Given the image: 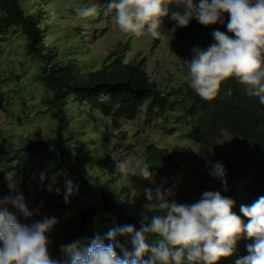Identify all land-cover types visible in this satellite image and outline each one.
I'll list each match as a JSON object with an SVG mask.
<instances>
[{
  "label": "trees",
  "instance_id": "1",
  "mask_svg": "<svg viewBox=\"0 0 264 264\" xmlns=\"http://www.w3.org/2000/svg\"><path fill=\"white\" fill-rule=\"evenodd\" d=\"M194 3H199V0H194ZM170 10H176L175 6L170 5ZM43 15L40 9L36 13L27 11L24 0H0V34L5 37L18 31L17 35H22L23 55L34 57L39 64L35 78L43 85L41 101L46 105L44 111L55 120V136L47 135L30 145L36 143L37 149L43 148L61 162L66 159L76 162L77 158L81 171L94 178V175H98L78 160L79 157L88 158L86 152L75 157L78 148L63 142L70 133L68 123L71 112L67 109L70 99L92 104L101 113L110 114V119L133 120L138 112H142L148 121L153 116L172 111L177 121L183 118L181 122L186 127L173 130L171 125L169 131L183 133L182 143L186 139L194 141L196 152L184 151L182 144L173 148L153 142L146 144L143 147V160L147 159L145 163L150 166L149 171L153 174L151 180H146L148 186L161 187L167 200L178 203H194L204 191H220L222 195L236 201L233 210L241 216L240 205H249L264 196V105L259 103L258 98L249 95L243 85L234 78L227 79L221 83L217 96L211 101L199 98L189 86L161 90L147 73L143 56L124 60L115 51L111 52L112 56L102 59L98 67L82 70L76 59L64 60L62 56L55 58L53 45H49L52 35L45 33ZM223 19V24L204 26L192 18L187 27H176V21L166 17L160 29L161 37H167L168 48L173 54L185 55L187 61H190L193 48L206 49L215 42L211 35L214 30L227 33V14ZM173 28L175 32H171ZM161 37L152 38L153 43H157ZM3 97L4 91H0V102ZM85 123L88 124L87 121ZM125 129L121 134L125 135ZM129 130V133L133 132L132 128ZM220 134L227 136L229 143L226 148L217 145ZM217 162L223 164L226 172V191L221 179L211 174ZM189 163L199 166V170L194 173L192 166L185 173L184 165ZM31 166V148L28 147L14 165L4 168V171L10 168L14 170L16 192H10L9 188L6 190L5 184L0 196L16 195L18 192L23 195L29 209L34 205L51 203L53 195L57 199L54 193L44 190L45 184L38 185L43 175L35 182V188L29 189L25 169ZM114 180L119 181V176H115ZM93 182L88 183L97 193L96 200L82 207L78 220L69 227L67 243H87L93 235L106 234L110 229L124 225H133L139 230L143 218L150 219L153 216L151 212L145 213L146 206L143 209V206H138L139 203H134V208H131L128 191L116 196L120 191L116 189V181ZM124 188L123 184L121 189ZM168 189H172V194L167 197ZM9 209L18 220L25 223L17 208L9 206ZM102 213L104 216L99 218ZM243 219L247 222V218ZM118 239L125 243L130 241V236H118ZM155 239L152 235L148 236L149 243ZM243 240L241 238L238 241L237 248H242ZM239 251L230 258L221 259L218 264H234Z\"/></svg>",
  "mask_w": 264,
  "mask_h": 264
},
{
  "label": "clouds",
  "instance_id": "2",
  "mask_svg": "<svg viewBox=\"0 0 264 264\" xmlns=\"http://www.w3.org/2000/svg\"><path fill=\"white\" fill-rule=\"evenodd\" d=\"M170 5L176 10H170ZM113 11L120 31L153 39L162 36L166 17L176 21V27H187L192 18L209 26L223 24L227 14V33L232 35L214 30V43L206 49L193 48L191 60L186 61V81L199 98L211 101L221 83L234 78L264 105V0H111L106 13ZM77 13L83 18L94 17L97 8L87 6ZM113 160L115 170L125 178L153 177L147 163L138 165L136 171L126 161ZM211 174L221 179L226 191L223 164L215 163ZM5 179L10 192H16L13 175L7 172ZM73 193L74 185L67 180L65 202ZM171 194L168 189L167 195ZM145 195L148 201H158L162 214L144 217L139 230L124 225L83 246L79 241L62 244L59 258L49 251V234L58 219L43 216L31 220L37 213L26 206L22 194L0 196V264H218L239 249L234 264H264V196L240 205L241 216L233 210L236 201L220 191H204L194 203L169 201L159 188L155 194L146 188ZM9 206L31 222L22 223ZM149 235L156 237L154 242H148ZM118 236H130L131 249ZM241 238L242 248H237Z\"/></svg>",
  "mask_w": 264,
  "mask_h": 264
},
{
  "label": "rangeland",
  "instance_id": "3",
  "mask_svg": "<svg viewBox=\"0 0 264 264\" xmlns=\"http://www.w3.org/2000/svg\"><path fill=\"white\" fill-rule=\"evenodd\" d=\"M27 11L37 12L39 9L45 14L42 21L45 22V33L52 35L49 45H53L56 59L62 56L76 59L80 68L86 70L96 68L102 59L115 51L122 59H139L144 57V65L152 80H155L161 90H176L189 86L186 81L187 59L186 56L173 54L167 45V37H161L157 43H153L149 35L135 37L125 34L115 23L114 11L106 13L110 2L97 0H24ZM94 3V4H93ZM93 4V5H92ZM87 6H95L97 14L94 17L83 18L78 15L77 9ZM31 7V8H29ZM18 31L5 35L0 34V91H4V97L0 102V191L8 187L5 179L6 173L16 175L12 168L4 171L6 166H12L18 161L28 147L31 148L32 166L25 169V178L30 190L35 188V182L40 179V184H45L44 190H48L58 196H52V202L45 205H34L30 208L37 214L31 220L41 219L43 216H55L58 224L49 234V251L53 258H59L60 246L67 243L69 227L79 218V213L84 205L94 202L97 193L91 189L88 182L108 180L116 181V189L120 191L116 196L128 191V201L134 208V203L145 208V213L153 215L162 214L156 205L158 201H148L145 189L155 191L161 187L151 188L146 184V179L139 176L125 178L115 170V160L126 161L138 171V165H143L145 154L143 147L150 142L166 147H178L182 144L184 151L196 152L194 141L182 143L183 133L169 131L183 129L186 126L173 117L172 111L153 116L146 121L142 112H138L133 120H120L110 114L101 113L94 105L70 99L67 109L70 110L68 127L70 133L65 136L64 144L78 148L75 157L81 152H86V157H79V161L98 176L94 178L86 176L73 159L60 161L58 157L49 155L43 148L37 149L36 143L47 135L55 136V120L47 111L41 98L44 94L43 85L35 78L38 62L34 57L23 55V37L17 35ZM24 63V65L22 64ZM170 116V117H169ZM169 117V118H168ZM85 121L88 122L85 123ZM127 130H126V129ZM129 128L133 132L129 133ZM125 129V135L121 134ZM130 131V130H129ZM225 134H220L217 139L219 148H226L229 141ZM136 158H139L137 161ZM184 165L185 173L193 164ZM199 166H193V172L199 170ZM119 176V181L114 180ZM141 178V179H140ZM71 180L74 185V193L65 202L66 181ZM93 182V183H94ZM92 183V184H93ZM124 189H121L122 185ZM58 190V191H57ZM165 192V191H164ZM166 196V195H165ZM170 195H167V197ZM142 209V210H143ZM98 215V214H97ZM104 213L99 218H102ZM31 220L25 222L30 223ZM101 234L100 236H104ZM97 235H93L94 238ZM91 238V239H92ZM90 239V240H91ZM88 240L87 243L90 241ZM82 246L86 245L81 242ZM131 249L129 241L125 242ZM241 253V251H239Z\"/></svg>",
  "mask_w": 264,
  "mask_h": 264
}]
</instances>
